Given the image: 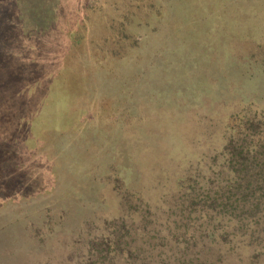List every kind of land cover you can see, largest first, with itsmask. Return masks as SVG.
Returning <instances> with one entry per match:
<instances>
[{
    "label": "rangeland",
    "instance_id": "rangeland-1",
    "mask_svg": "<svg viewBox=\"0 0 264 264\" xmlns=\"http://www.w3.org/2000/svg\"><path fill=\"white\" fill-rule=\"evenodd\" d=\"M88 2L43 84L57 113H22L25 78L0 82L25 123L0 135L20 171L0 191V264H264L263 183L233 182L264 164V0ZM24 5L0 40L31 41ZM140 237L147 254L128 249Z\"/></svg>",
    "mask_w": 264,
    "mask_h": 264
},
{
    "label": "trees",
    "instance_id": "trees-1",
    "mask_svg": "<svg viewBox=\"0 0 264 264\" xmlns=\"http://www.w3.org/2000/svg\"><path fill=\"white\" fill-rule=\"evenodd\" d=\"M31 1L36 2V0H13L11 4V6H14V9L11 10L12 16L10 15L9 18L5 19L2 18L0 20L1 26L4 23H6L8 26L14 24L12 21L16 19V15L23 9L22 6L24 3H29ZM88 1L89 0H37V4L40 6L37 8L39 20L32 16H30V20H27V29L30 31L29 35L31 41L29 40L30 42L28 43L23 42L22 46L21 40L18 36V38L14 37L16 36V33L13 32H10L9 35L4 34V36H7V41H4L3 39L0 40V77L1 74H3V77L0 78V82L5 81L6 83L1 87L4 90L5 85L6 89L3 93L7 96L9 92L12 93L15 89H18L17 87L20 85L18 82L21 84H28L27 87H29L27 102L28 105L27 108L22 111V113L31 112L33 109L31 107L35 98V102L46 108L47 114V109L50 108L51 104H53L51 109L54 108V111L57 113L59 98L58 96H55L52 91H50L48 85L43 84H45V82L49 79L51 72L55 73L60 68L61 55L68 51L71 47V41L69 40L67 33L72 29V27H75L79 23L81 17L90 8V6H88ZM27 3L25 5H27ZM15 4L21 6L20 9L17 10V6L15 7ZM2 33L3 32L0 29V38L2 37ZM51 38H56L57 40L54 39L55 41H53ZM51 43H53L55 47H50ZM16 48H18V51ZM52 48L54 49L50 50ZM49 52L53 53V55L50 57L47 56ZM31 65L33 66V69ZM16 68L18 69L14 70ZM23 69H28V72ZM22 74H25V77L20 78ZM5 78L7 80H5ZM23 78H25L27 81L26 83H22L20 80L16 82L17 79ZM7 106L10 107V111L19 112L17 101L11 100L8 102L7 98H0V111L5 110L9 115L8 108H6ZM56 115L58 114L53 116ZM16 118H19L20 120ZM24 124L25 123L23 122L22 117L19 115L14 119L10 115L6 116L4 119L0 116V126L6 125V127L0 129V135L4 132L5 128H8L9 125L17 129L18 134H21L24 128L21 130L19 128H21ZM54 125L56 124H53L52 126ZM261 147L264 149L263 145ZM6 157L7 155L3 153L0 147V191L9 194L12 193V191L10 192V189L13 187L12 182H9V180L13 175L17 176L18 172L20 171H8L9 164H7L8 160H6ZM248 165L249 168L248 171H246V174L240 171L241 166L235 170V179L233 182L236 183L237 189L239 187L242 190L241 193L245 191H248L249 193L251 187L254 188V186L251 185L252 182L255 184L263 183L264 187V164L258 167V163L254 161V158H251L248 164H246L243 168L247 167ZM257 169L260 170L255 171ZM259 172L261 173V176ZM240 173L242 174L240 175ZM247 181H249V183ZM222 182L226 183L225 180ZM227 185L229 189L230 184ZM21 189L22 188L16 187V190ZM231 189H233L232 186ZM231 193L232 197L233 191H231ZM240 198L243 197L237 196V206H240ZM220 201L224 202L222 196ZM222 214L223 212L220 211L216 214V216L220 217ZM108 236H111V232L108 233ZM139 239L140 241L137 246H132L128 249L131 248L134 251H137V254L149 253L148 250H145V248L142 246V237Z\"/></svg>",
    "mask_w": 264,
    "mask_h": 264
}]
</instances>
